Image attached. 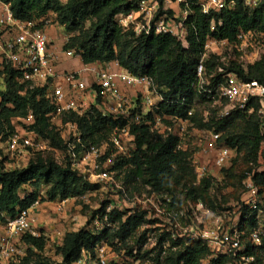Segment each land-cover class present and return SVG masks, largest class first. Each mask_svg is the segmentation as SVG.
<instances>
[{"label": "trees", "instance_id": "16d2710c", "mask_svg": "<svg viewBox=\"0 0 264 264\" xmlns=\"http://www.w3.org/2000/svg\"><path fill=\"white\" fill-rule=\"evenodd\" d=\"M3 1L11 6L14 15L20 20L52 18L55 25L62 27L68 35L64 50H74L83 65L101 66L116 62L122 70L134 76L151 78L163 98L157 108L144 115L140 123H136L135 117L142 113L140 111L134 110L127 117L104 114L101 109L102 95L98 90L96 103L89 107L90 111L86 112L87 108L83 114L66 112L61 116L64 123L76 124L83 136L84 147L77 144L75 151L110 144L114 133L129 126L135 147L130 156L119 158L115 170L116 174L117 169L124 171L127 180L125 185L144 181L149 186V197L163 199L170 196L172 203L167 210L178 212V219L183 225L192 222L193 209H197L198 205L216 213L228 211L237 214L238 223L246 233L244 242L248 250L245 254L255 256L257 264H264V246L257 248L250 240L251 231L256 225V214H252L248 221L244 220L245 216L250 215L243 184L248 176L255 181L264 203V118L258 113L259 105H250L254 108L251 114L249 110L234 111L229 117H211L206 122V126L221 133L222 143L235 153L227 170L233 172L241 161L243 165L238 174L242 193L234 207L223 211L206 202L205 196L211 187L212 177H205L198 182L188 151L178 149L180 138L169 133L160 134L154 128L158 119L166 125H171L170 118L197 123L201 112L193 110L198 103L210 105L205 90L219 85L227 72H234L245 81H257L264 85V51L260 60L248 66L237 61L227 66L221 61L218 52L210 53L204 58L209 85L202 89L198 85V67L207 53L209 39L227 41L235 46L239 43V35L252 32L264 46V0H256L257 5L253 8L247 5V0H227L226 8L211 10L208 14L203 12L201 6L206 0L177 2L180 5L179 12H187L184 39L155 32L137 35L133 29H124L119 24V17L136 12L142 0ZM164 3L165 0H159L156 20L164 17L176 21V10H164ZM2 73L6 76V89L1 93L0 134L13 136L17 133L13 120H26L32 115L34 122L27 125V131L46 139L52 151L34 152L23 166L7 168L4 161L0 162V213L15 216L19 210L31 208L37 201H43L37 191H29L31 185L40 181L50 185L47 193L49 202L84 196L89 185L93 184L72 166L69 141L52 125L51 116L56 106L48 97L49 86L38 87L30 82H21L20 73L8 67ZM190 112H193L192 116ZM54 151L64 154L65 161L59 163ZM125 193L129 194L127 191ZM114 194L110 192V198L96 215L104 214ZM118 194L124 195V191L120 190ZM156 214L152 205L147 208H117L110 214V221L118 225L116 229L107 228L97 232L85 227L66 232L64 243L59 249L62 264H76L83 258L87 262L93 261L102 243L108 242L115 246L116 242H122L128 246L132 239H136V245L129 250L127 257L144 258L146 254L142 255L141 251L149 239L155 240L156 235L152 232L157 231L159 237L151 252L159 250V257L167 254L165 264L240 263L241 254L214 257L210 248L201 241H193L182 234L172 239V227L162 215ZM145 219L150 224L143 229ZM1 222H4L3 218ZM150 225H158L159 229L153 231ZM24 243L27 245V255L19 264H51L43 257L48 244L45 236H27Z\"/></svg>", "mask_w": 264, "mask_h": 264}, {"label": "built area", "instance_id": "2783aa9c", "mask_svg": "<svg viewBox=\"0 0 264 264\" xmlns=\"http://www.w3.org/2000/svg\"><path fill=\"white\" fill-rule=\"evenodd\" d=\"M184 1L177 0L178 3H183ZM251 2L256 4L257 1L247 0V5L250 6ZM201 6L203 12L208 14L211 10L226 8L227 0H206ZM158 10L159 5L156 0H142L138 4L136 12L119 17V24L126 30H135L137 35L155 32L157 34H171L177 38L184 39L186 31L184 22L187 12L184 13L183 20L177 23L175 20H167L164 17L156 20ZM48 27H58V25H55L52 18L46 17L20 20L14 15L11 6L0 0V71H3L5 67L11 68L20 73L21 82H30L38 87H43L44 83L59 77L60 73L57 69L59 61L51 52L52 40L46 32ZM238 39L239 43L235 46H231L227 41L222 40L209 39L207 41V53L201 59L198 67V85L201 89L205 85H209L204 58L210 53L218 52L221 56V61L225 63L221 50L236 49L241 52L249 48L256 53L254 61L250 64L260 60L264 46L260 45L254 33H243L239 35ZM65 52L70 58H80L74 50ZM112 63L101 66L83 65L76 72L63 73L62 76L70 89V94L68 96L65 95L62 89H54L49 94V99L56 106V111L53 115L59 117L66 112L83 114L85 110L81 102L82 99L88 93H92L97 99V91L99 90L102 95L104 114L109 112V114L127 117L128 111L124 108L130 102L134 103V101H130L131 99L122 90V85L129 89L143 90L140 92L142 95V113L136 115V123H140L144 115L158 107L163 98L159 95L157 86L151 78L134 76L122 69L118 72H113L110 66ZM116 64L118 65V63ZM225 64L229 65V63ZM87 75L93 77L94 82L92 85L87 83L85 79ZM205 91L210 104V108L205 111L206 122L209 121L210 117L219 119L229 117L234 111L249 110L251 114L254 112V108L250 107L252 104L259 105L258 113L264 118V85L257 81L248 82L234 72H227L223 75L219 85ZM189 115L192 116L193 112H190ZM170 120L181 124L189 121L175 118H170ZM26 122L28 125L32 124L34 117L30 115ZM59 124L66 128L72 136L71 140L66 139L62 133L64 139L69 141L72 166L85 175L93 185H100L102 189L111 193L113 191L116 194L112 196L104 214L94 217L93 226L90 225V228L97 232L107 228L116 229L118 225L110 221V214L113 210L117 208L123 210L125 207L135 208L137 206L147 208L152 205L157 213L156 215H162L166 223L172 227V239L175 240L178 235L182 234L193 241L205 243L214 257L220 255L239 256L241 254L239 264H257L255 256H247L245 254L248 250L244 242L246 233L238 223L237 214H234L235 218L232 219V214L228 211L216 213L203 205H198L197 209H193V215L196 213L194 219H198V224L192 221L187 225H183L178 219V212L167 210L172 203L170 196H166L163 199L158 196H151L148 199H142L138 196L128 197L118 184L115 170L119 158L121 156H130L135 147L134 137L129 126L114 133L110 144L91 146L83 151L76 152L75 145L81 144V147H84L83 136L78 126L71 122L64 123L62 118ZM158 125H160L159 119L154 127L156 130H158ZM167 132L176 135L172 127L167 128L165 132L159 131L160 134ZM179 138L178 149L184 150L181 145L182 137ZM221 139V133L215 131L208 132L201 137L198 153L190 158L198 182L205 177L214 175L217 170L231 166L235 153L231 147L222 143ZM110 148H112L111 151L109 150ZM48 151H52V148L46 139L27 130L22 134L17 132L5 142L0 143V162L4 161L7 168L23 166L29 161L30 156L34 152ZM243 184L247 193L245 203L250 209V215L245 216L244 220L248 221L252 214H256V225L251 231L250 240L257 248H261L264 246V203L259 195V189L251 176H248L243 181ZM120 190L124 191V195L118 194ZM75 201L76 199H65L51 202L54 205V210L52 208L44 219L39 215V209L42 206L41 201H37L31 208L19 210L15 216L0 213V264H19L26 257L27 245L24 243V238L27 236L33 238L45 236L47 243L62 246L66 232L59 231L55 225L78 221L77 216L68 213L70 204ZM199 213L202 214L206 221L199 218ZM235 213L238 212L235 211ZM182 214L181 212L180 215ZM2 218L4 222H1ZM226 219H228V224H226ZM48 227H51L53 232H49ZM176 229L177 231H175ZM152 240L149 239V241ZM116 249L126 254L122 242H116L115 246L104 242L98 246L95 260L87 262L86 258H83L76 264H110L111 258L116 256L114 253ZM123 259L130 261L132 264H140L139 260L134 256H124Z\"/></svg>", "mask_w": 264, "mask_h": 264}, {"label": "rangeland", "instance_id": "374dc122", "mask_svg": "<svg viewBox=\"0 0 264 264\" xmlns=\"http://www.w3.org/2000/svg\"><path fill=\"white\" fill-rule=\"evenodd\" d=\"M158 5H159V0H156ZM253 2H251V7H255ZM177 9V23H180L183 18H184V13L181 14L179 12L180 10V5L177 3L176 0H165L164 3V10H172ZM260 42V45L262 46L263 42ZM223 53V58L225 59V63H231L232 61H237L238 63H242L244 66L250 65L255 59L256 53H254V50L252 49H245L244 51H237L236 49H225L221 50ZM5 75L0 71V101H1V93L5 91L6 89V80H5ZM211 77V76H209ZM126 94V93H125ZM129 95V94H126ZM131 95V94H130ZM129 95V96H130ZM127 96V97H129ZM132 101V100H130ZM133 102H130V104H127L126 107L124 108L126 111H128V116L132 114V112L137 111V112H142V95L140 92L135 93V98L133 99ZM133 103V105H132ZM104 106L101 105L102 111H105ZM210 108V105L206 103H198L193 110V112L198 111L199 113L201 112V117L199 115L198 122L197 123H191L190 121L181 124L177 123L176 121H171V125L166 123L164 124L163 122L160 121V125H158V130L160 132H165L167 128L172 127L173 132L178 135L181 138V145L184 149H186L192 157L194 154L198 153L199 151V143L200 139L203 135H205L208 132L214 131L213 128L206 126V121H205V112ZM90 111V108L86 111ZM139 112V113H140ZM109 114V112H106ZM211 115V114H210ZM211 118V117H210ZM61 119V116L56 117V115L51 116V122L52 125H54L57 129H59L66 137V139H72V136L70 135V132L66 129L63 128L60 124L59 121ZM14 126L16 128V132L23 133L24 131L27 130V125L28 123L26 122L25 119H14L13 120ZM168 133V132H167ZM12 135H9L8 137H5L4 135L0 134V143L5 142L8 140ZM51 152V151H49ZM57 161L59 163H62L65 161V155L60 153V152H55L53 153ZM228 168L220 169L217 170L214 175H212V180H211V187L209 188L208 192L206 193L205 199L206 202H208L211 205H214L218 207L219 211H223V209H228L230 207H234L236 202L239 199L240 194L242 193V188L240 184V179L238 174L240 171L243 169L242 161L238 166H236L232 171H228ZM116 177L119 179L118 184L122 187L124 191H127L131 197H140L142 199H148L150 195H148V190L149 186L146 185L144 181H139L135 183H128L125 185L126 180V174L124 171L117 169V174ZM191 184L188 185V188ZM198 185V183H196ZM50 189L49 184H45L44 181L38 182L36 185H31L29 187V191H37L40 195V200H41V208L46 207L47 204H52L49 202L48 199V190ZM110 198V192L107 190L102 189L100 185H89L88 191L85 193L84 196L80 198H76V201L71 203L68 210L69 214L77 216L78 221L77 222H70L69 224L65 223H60L58 225H55L56 227H60L57 229H62L61 231L64 230L65 232L68 231H77L85 227H89L90 225L93 226V220L94 217L96 216V213L102 210L103 203L108 201ZM160 198V197H159ZM40 208V209H41ZM51 208L54 210V205H51ZM46 210L45 214H48L51 212L52 209ZM45 212V211H44ZM100 213V212H99ZM221 213V212H220ZM196 214V213H195ZM195 214L193 215V220L195 223L198 224V219H194ZM199 218L204 219L202 214L199 213ZM229 218V217H228ZM234 214H232V219H234ZM228 219H226V224H228ZM42 221V220H41ZM197 221V222H196ZM206 221V219H204ZM44 224V223H43ZM150 224V221L145 219V222L142 226L143 229L147 225ZM69 226V227H68ZM55 227V228H56ZM90 228V227H89ZM150 229H159L158 225H150ZM154 231V230H153ZM154 233L155 240L149 241L146 246L143 248L141 251L142 255L146 254L144 258H138L140 264H165L166 263V255H162L159 257L158 251H153L155 249L156 245V240L159 237V232H152ZM137 235L139 236L140 233ZM135 236L134 238H136ZM133 245H136V239H132L129 241L128 246L124 245L125 248V253H122L119 249L115 250V257L111 258L110 264H130V261H127L126 259H123L124 256L128 255L129 250L133 248ZM61 246H58L57 244L53 245L51 243H48L46 246L45 252L43 254V257L50 261L51 264H62V256L59 253V249ZM149 252V253H148ZM112 257V256H111ZM132 264V263H131Z\"/></svg>", "mask_w": 264, "mask_h": 264}, {"label": "crops", "instance_id": "0c3cea01", "mask_svg": "<svg viewBox=\"0 0 264 264\" xmlns=\"http://www.w3.org/2000/svg\"><path fill=\"white\" fill-rule=\"evenodd\" d=\"M177 12V9H175ZM46 32L49 35V37L52 40V45H51V52L58 58V72L60 73V76L55 78V79H51L48 83H44L43 85H48L49 86V91L48 93L51 94L53 92L54 89H62L63 92L65 93V95H69L70 94V89L68 87V85L65 83L64 78L62 76L63 73L65 72H76L78 71L82 66V60L79 57L76 58H70L66 55V52L64 50V46L67 42V37L68 35L65 33L64 29L62 27H48L46 28ZM111 66V70L113 72H118L121 70V68L119 67V65H117L116 63H112L110 64ZM87 83H89V85L93 84V77L91 76H86L85 77ZM122 90L126 93V94H131L129 96V99H131L133 101V99L135 98V93L138 92H142L143 90H137V89H129L125 86H121ZM82 104H83V109L86 110L87 108H89L91 105H94L96 103V98L92 93H88L83 99H82ZM51 205L53 204H47L46 207H42L41 209H39V215L44 219V217H46V210L51 208ZM52 209V208H51ZM45 211V212H44ZM69 212V210H68ZM58 228H60L58 226ZM49 232H53V229L51 227H48ZM62 229H59V231H61ZM64 233V230L62 231ZM54 235V234H52ZM65 235V234H64Z\"/></svg>", "mask_w": 264, "mask_h": 264}]
</instances>
